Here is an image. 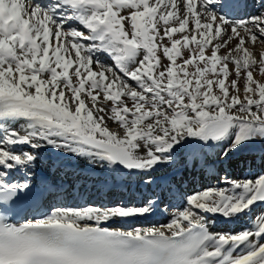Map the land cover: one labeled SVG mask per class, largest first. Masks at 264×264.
<instances>
[{
	"label": "snow or ice",
	"instance_id": "snow-or-ice-1",
	"mask_svg": "<svg viewBox=\"0 0 264 264\" xmlns=\"http://www.w3.org/2000/svg\"><path fill=\"white\" fill-rule=\"evenodd\" d=\"M49 149L137 195L40 212ZM259 205L264 0H0V264H264Z\"/></svg>",
	"mask_w": 264,
	"mask_h": 264
},
{
	"label": "bare ground",
	"instance_id": "bare-ground-1",
	"mask_svg": "<svg viewBox=\"0 0 264 264\" xmlns=\"http://www.w3.org/2000/svg\"><path fill=\"white\" fill-rule=\"evenodd\" d=\"M248 157L249 156L245 157L247 159H243V160L240 159L241 161L237 162V164L235 165L236 167H234L235 169L233 167L231 169H229V171L231 172L233 178H243L244 175L248 176L250 174V170H249L248 165L251 164L252 161L250 159H248ZM49 158L55 159V156H54V153L52 152V150L49 149V150H46V151H42L41 154H40V160L38 161V163L41 165L42 170L49 176V178L56 185H58L60 187L58 189V192L54 191L47 198V201L45 202V204L48 201L53 200L55 202V203H53V206L61 205L62 193L65 192L64 191L65 189L67 190V188H69L71 186L70 179L73 176L80 177L81 178L80 179V184L81 185H85L86 182H88L89 179H91L92 177H94V176L99 174L98 172H94V171L91 170V168L98 167L97 165L89 166L83 160H81V161H73L72 162V166H70V167H63L60 170H57L56 168H53V170H50L48 168V166L51 165V161H50ZM259 164H260V160H259V158H257L255 160V165L258 166ZM237 171H239V173H241V175H239V173H236ZM243 172H246V173L244 175H242ZM200 178H202V176L199 175V174L195 175L194 177H189L188 181H185V183L183 185V188L185 186H187V185H190V184L194 183V182L201 181ZM96 188L100 189V186H98ZM93 189H95V187ZM119 191L122 192L124 197L126 196V194H127V197H128V195L130 196L129 193L131 191H124V190H119ZM53 194L58 195V199L57 198H51L49 200V198ZM127 197L125 199H123V200L124 201H128L129 198H127ZM85 199L87 200V198H81V197L79 199H74L72 201V203L74 204L73 206L84 204L86 202ZM112 200H116V196L113 197ZM90 201L99 202V201H108V200L107 199H103L102 197H99V198H96V199H90ZM45 204L42 207L39 208L40 212H44V211L50 210L51 207H46L45 208ZM34 211H36V209H30L29 210V212H34ZM261 211H264V205H259L256 208H254L253 212H252V215L255 216L256 213H259ZM157 222H165V221L159 215H153V216H150V217H148L146 219L133 222L132 226H134V227H149V226H151V224L157 223ZM244 223H245V218L244 217H241L239 219L232 220V221H225L223 217H218V218H216L215 224H210L209 227H210V229L212 231H237V230H239L241 228V226ZM111 226L112 227H120L119 224H113Z\"/></svg>",
	"mask_w": 264,
	"mask_h": 264
},
{
	"label": "rangeland",
	"instance_id": "rangeland-1",
	"mask_svg": "<svg viewBox=\"0 0 264 264\" xmlns=\"http://www.w3.org/2000/svg\"><path fill=\"white\" fill-rule=\"evenodd\" d=\"M244 156V157H243ZM247 156H249V153L248 152H242V153H240V154H238L236 157H234L233 159H234V161H235V163L232 165V167L234 168V167H236L235 165L237 164V162H239V161H241V160H243V159H247V158H245V157H247ZM241 159V160H240ZM231 167V168H232ZM230 168V169H231ZM235 169V168H234ZM237 169V168H236ZM236 173H239V171H237ZM246 172H243L242 173V175H244ZM239 175H241V173H239ZM246 175H244V177H245ZM79 178V177H78ZM81 179V178H80ZM200 180L201 181H197V182H194V183H192V184H190V185H187V186H185L184 188H186L189 192L190 191H193V190H196V189H199L201 186H205V185H211V184H214V183H216V181L214 180V179H211V178H209V177H207V176H202V178H200ZM92 179H89L88 180V182H86V184H85V189H86V191L85 192H87L85 195H83L82 197L84 198V197H86L87 196V198H90V199H96V198H99V197H102L103 199H107V200H109V199H111L112 198V195L114 194V192H107V193H100L99 192V190H95V189H93V187H91L90 185H91V183H92ZM74 182H72V184H73ZM72 184H71V187H69V188H67V190L65 189L64 191L65 192H63V194H62V198H63V202H62V204L63 205H65L66 206V202H68V201H70L69 199H71V198H73V200L75 199V186H72ZM78 184H80V181H79V183ZM92 185H93V183H92ZM89 186H90V188H89ZM196 186V187H195ZM95 191V192H94ZM122 192L121 191H119L118 193H116V195H113V196H116V199H122V198H124V196H122V194H121ZM133 192H131V194H130V196H128V198L129 199H131V198H134L137 194H135V193H133ZM64 195V196H63ZM81 197V195L77 198V199H79ZM50 198H52V196L50 197ZM53 198H57L58 199V195H55V197H53ZM64 199H65V201H64ZM113 199V198H112ZM72 200V201H73ZM62 201V200H61ZM85 201H86V199H85ZM65 202V203H64ZM70 203H72V202H70ZM70 203H68L67 205H69ZM49 205V207H52V205H53V202L51 201V202H47V206ZM74 204L72 203V206H73Z\"/></svg>",
	"mask_w": 264,
	"mask_h": 264
}]
</instances>
